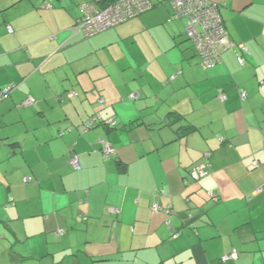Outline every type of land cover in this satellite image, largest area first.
Wrapping results in <instances>:
<instances>
[{
  "label": "crops",
  "instance_id": "obj_1",
  "mask_svg": "<svg viewBox=\"0 0 264 264\" xmlns=\"http://www.w3.org/2000/svg\"><path fill=\"white\" fill-rule=\"evenodd\" d=\"M92 1L0 0V264H264V0H208L250 52L211 69L171 0L86 37Z\"/></svg>",
  "mask_w": 264,
  "mask_h": 264
},
{
  "label": "built area",
  "instance_id": "obj_2",
  "mask_svg": "<svg viewBox=\"0 0 264 264\" xmlns=\"http://www.w3.org/2000/svg\"><path fill=\"white\" fill-rule=\"evenodd\" d=\"M153 0H114V2L102 8L98 6V1L86 3L81 6V18L78 20L73 28V31L83 33L86 37H93L112 27H115L127 19L137 18L140 15L147 13L153 7ZM175 15L173 19L186 17L188 19L187 36L190 40L194 41L196 51L201 58V65L204 69H211L222 61L224 53L228 50H238L241 54L238 59L242 65L246 61L243 54H248L249 50L242 43L235 44L229 38L226 28L223 26L222 16L220 15L218 6L212 4L208 0H172ZM47 7L50 8V5ZM9 31L12 29L9 27ZM16 86L0 90V101L8 95ZM246 94L241 91L240 96L245 99ZM223 99L225 97L221 96ZM131 100L139 99L138 94H133L129 97ZM35 104L33 97L29 96L24 102V106H31ZM94 121H91L85 129L88 132L91 129ZM111 126L116 123L113 120L107 121ZM102 153L106 158L115 155L114 147L109 143L102 141ZM71 165L76 171L81 169L78 156L74 155L71 158ZM207 166L205 164L199 165L191 174L193 180L200 179L207 175ZM32 181L31 178H26L25 182ZM164 192L158 191L157 195ZM154 212H164L167 214L172 213V207L163 208L158 203L152 206ZM112 212H116L112 210ZM177 234L174 233V237ZM237 254L232 253L225 255L222 261L235 260Z\"/></svg>",
  "mask_w": 264,
  "mask_h": 264
},
{
  "label": "trees",
  "instance_id": "obj_3",
  "mask_svg": "<svg viewBox=\"0 0 264 264\" xmlns=\"http://www.w3.org/2000/svg\"><path fill=\"white\" fill-rule=\"evenodd\" d=\"M96 1H98V6L99 7H102V8H104V7H106V5H108V4H110V3H112V2H114V0H94V1H92V2H96ZM166 0H158V2H159V4H163L164 2H165ZM210 2V1H209ZM212 3V2H211ZM212 4H216L217 6H218V9H219V12H220V15H221V9H222V7H223V5L222 4H220V3H212ZM157 5H155V4H153V7L151 8V10H153L155 7H156ZM151 10H149V11H151ZM148 11V12H149ZM175 15V11L173 12V16ZM140 16H142V15H140ZM139 16V17H140ZM172 16V17H173ZM222 16V15H221ZM138 18V17H137ZM180 18H186V17H180ZM180 18H178V19H180ZM132 19H135V18H131V19H127L125 22H123V23H121V24H119V25H117V26H115V27H112V28H110V29H113V28H116V27H118V26H120V25H122V24H124V23H126V22H128V21H130V20H132ZM173 20H176V19H173ZM222 20H223V26L225 27V23H224V18H223V16H222ZM188 27V19L186 18V21H185V37H186V39L187 40H189V41H191V43H192V46H193V49H194V51H196V47H195V45H194V41L193 40H190L189 38H188V36H187V28ZM226 28V27H225ZM110 29H108V30H110ZM227 30V29H226ZM107 31V30H106ZM105 32V31H104ZM228 32V31H227ZM103 33V32H102ZM229 34V33H228ZM233 42V41H232ZM235 44H239V43H236V42H234ZM249 50V49H248ZM238 51V50H237ZM196 53H197V55L199 56V54H198V51H196ZM240 52L238 51V56L240 57ZM250 54V52L248 53V54H243V57H244V59H245V61H246V59H248V55ZM239 57H238V59H239ZM199 58H200V56H199ZM200 61H201V58H200ZM239 63H240V61H239ZM241 64V63H240ZM247 64V61H246V63H245V65ZM242 65V64H241ZM202 66V65H201ZM242 66H244V65H242ZM16 88V87H15ZM14 88V89H15ZM241 91H243V90H241ZM241 91L239 92V96H240V93H241ZM244 92V91H243ZM11 93V92H10ZM9 93V94H10ZM245 93V92H244ZM8 94V95H9ZM246 94V93H245ZM7 96V95H6ZM5 96V97H6ZM221 96H223V95H221ZM246 96V95H245ZM4 97V98H5ZM224 97V96H223ZM3 98V99H4ZM28 98V97H27ZM26 98V99H27ZM240 98H241V96H240ZM246 98H247V96H246ZM246 98L245 99H242L241 98V100H246ZM2 99V100H3ZM34 105V104H33ZM32 106V105H31ZM94 122H93V124H92V128L93 127H95V126H99V125H106V126H108V127H110L111 129H113V128H115L116 127V125L115 126H111V125H109L108 123H107V120H105V121H103V120H101V119H92ZM91 121H89V123H90ZM88 123V124H89ZM87 124V125H88ZM91 128V129H92ZM211 154L210 153H207V154H205L204 156V162H202L201 164H205L206 166H207V168H208V160H209V158L211 157L210 156ZM200 164V165H201ZM199 166V165H198ZM193 172V171H192ZM192 172L190 173V178H191V174H192ZM192 179V178H191ZM193 180V179H192ZM194 181H197V180H194ZM30 182H32V181H30ZM25 183H29V182H25ZM233 253H236L237 254V259H238V257H239V252L238 251H236V252H233ZM230 254H232V253H230ZM230 254H226V255H230ZM224 256H222L221 258H220V261H222V258H223ZM237 259H235V260H227V261H237ZM222 262H226V261H222Z\"/></svg>",
  "mask_w": 264,
  "mask_h": 264
},
{
  "label": "rangeland",
  "instance_id": "obj_4",
  "mask_svg": "<svg viewBox=\"0 0 264 264\" xmlns=\"http://www.w3.org/2000/svg\"><path fill=\"white\" fill-rule=\"evenodd\" d=\"M157 1H158V0H153V2H157ZM166 1H167V0H166ZM171 1H172V0H171ZM153 11H155V10H151V11L148 12L147 14H150V13L153 12ZM147 14H145V15H147ZM145 15L143 14V16H145ZM143 16H142V17H143ZM140 18H141V17H138V18L132 19V20H130V21L127 22V23L134 22V21H136V20H139ZM178 20H179V21L182 20L181 22H183V20L186 21V18L176 19L175 21H178ZM127 23H125V24H127ZM125 24H124V25H125ZM184 28H185V27H184ZM137 43H138V45H139V42H137Z\"/></svg>",
  "mask_w": 264,
  "mask_h": 264
}]
</instances>
